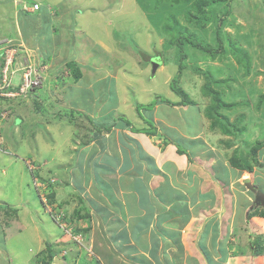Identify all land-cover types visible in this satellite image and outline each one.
Here are the masks:
<instances>
[{
  "label": "rangeland",
  "instance_id": "obj_1",
  "mask_svg": "<svg viewBox=\"0 0 264 264\" xmlns=\"http://www.w3.org/2000/svg\"><path fill=\"white\" fill-rule=\"evenodd\" d=\"M83 2L90 9L78 12L80 18L73 22L69 38L64 35L65 39H75L76 44L83 46L76 59L79 79L74 80L65 65L68 62L58 59L54 64V55L49 52L44 54L48 59L43 58V62L36 54L22 52L17 47H12L16 49L14 57L13 52L8 56L18 61L13 68L35 69L36 75L28 78L32 90L25 94L20 91L23 95L18 96L11 89L22 84V71L11 68L12 72L5 76L0 71L2 81L6 79L4 84L8 86H5L8 95L3 92L0 95L4 98L0 99V168H6L5 173L4 169L0 172V184L6 196L20 191L23 198L18 203L12 197L5 199V194L0 195V222L8 228L6 234L18 228L17 221L12 219L16 204L20 205L30 196L37 209L47 214L36 221L42 238L47 237L42 220L57 218L63 232L74 234L78 251L86 248V259L93 258V251L87 247L90 231L97 229L98 223L102 226L104 217L98 209L107 203L110 206L111 202V193L106 194L100 182L114 178L124 182L120 186H126L146 173L159 174L158 181H162L164 167L168 166L176 173L175 180L186 174L194 183L198 181L199 187L191 184L195 195L202 190L209 197V191L213 190L203 187L209 182L215 189L217 203H210L212 206L208 207L200 204L208 218L196 216V224L202 225L210 219L212 222L216 217V223L222 224V237L224 232L227 234L226 223L243 225L231 237L234 240L228 239L223 247L229 250V244L237 240L245 244L247 235H253L252 231L256 230L247 222L248 213L252 207L257 212L263 209L252 206L254 194L246 184L251 183L264 194V0ZM91 7L98 11H92ZM228 9L231 12L225 15ZM221 16L225 18L223 22ZM217 25L222 31L219 54L201 52L184 41L181 46L184 58L180 60L177 45L180 35L195 37L198 42L217 49ZM50 38L46 35L45 40L53 44ZM43 47L47 48V44ZM71 51L72 47L67 44L57 56L63 58ZM74 57L70 54L65 61L70 62ZM157 63L159 66L153 72V65ZM174 77L176 88L185 96V106L169 104L181 100L170 86ZM7 78H10L8 82ZM154 100V107L147 113L138 111ZM91 105L96 108L93 121L88 116ZM109 108L115 110L109 114ZM140 114L151 121L154 134L117 127L98 134L88 122L106 126L120 117L129 120L135 128L150 130ZM211 114L216 118L210 117ZM221 122L230 125V133L223 131ZM117 131L128 132L123 136L128 135L126 143L134 161L123 142H118ZM176 145L187 153L179 154ZM200 150L206 153L207 164L194 167L196 151ZM234 156L243 163V169L231 167ZM214 158L218 163H212ZM126 159L130 166L127 163L122 170ZM193 187H181V192L187 195L186 202L194 200L188 194ZM25 218L21 219L28 221ZM27 234L29 238L32 230ZM45 243L49 249L50 245ZM258 244H263L260 238ZM240 253L242 250L230 252L228 256L236 258ZM47 255L45 252L41 256ZM228 256L226 252L222 254L223 259ZM202 261L210 264L208 258ZM39 262L43 263L42 259Z\"/></svg>",
  "mask_w": 264,
  "mask_h": 264
},
{
  "label": "crops",
  "instance_id": "obj_2",
  "mask_svg": "<svg viewBox=\"0 0 264 264\" xmlns=\"http://www.w3.org/2000/svg\"><path fill=\"white\" fill-rule=\"evenodd\" d=\"M35 3L40 6L37 11L31 8ZM24 5L28 10L22 9ZM89 6L85 5L83 0H55L54 2L53 0H0V55L5 48H10L9 53H12L16 50L12 47H17L24 50L22 52L36 54L40 61H43V58L48 59L44 54L49 52L54 55V57L52 56L54 64H57L55 60L58 59L62 63H69L65 59L70 54L76 55L70 62H77L76 59L80 57L79 48L83 46L79 42L76 44L75 39H65L64 35L66 34L69 38L73 22L80 18L78 12L82 13L84 10L90 9ZM91 9L98 11L94 7ZM46 35L51 37L53 44L45 40ZM46 44L47 48H44L43 45ZM67 44L72 47L73 51L64 55L63 58L57 56ZM101 46L103 47V44ZM2 57L5 58L2 54L0 60ZM114 107L116 105L111 106V108ZM88 108L90 109L88 116L93 121L96 108L93 105ZM112 110L115 109L109 108V114ZM123 134H128V132H118V142H123L124 149L133 160L135 158L132 157L126 143L128 135L123 136ZM109 148L112 147L109 146ZM112 149L114 150V148ZM260 149L258 148V150ZM120 152L122 153L121 150ZM134 155L140 159L137 153ZM196 157L194 167L200 163V165L207 164L205 152L196 151ZM214 162L218 163L216 158L213 159L212 163ZM127 163L130 166V162L126 159L124 165L121 166L122 170L126 169L124 166ZM2 169L5 173V166L0 168V172ZM164 170L162 181H158L157 175L159 174L153 176L151 173H146L144 177H136L126 186H120L125 185L124 182L114 178L100 182L102 188L107 190L105 193H111V202L110 206L107 203L98 209L101 210L100 214L104 218L101 227L98 223L97 229L90 231L89 245L87 244L89 250L93 251V258L90 259H86L88 249L82 248L80 255L76 248L78 245H74V234L63 232L61 225L53 218H50L51 222L42 220L47 230V237L42 238L36 221L45 216L46 212H40L30 201L31 197L29 196L20 205L16 204V210L13 213L15 218L12 219L17 221V230H13L11 234L7 235L6 229L8 228L0 222V264H205L202 261L203 258H208L210 264H264V251L254 254L248 245L252 236H264V216H254L248 219L247 222L251 228L256 229L252 231L253 235H247L245 244L241 245L242 241L240 240L233 244L230 243L228 250L223 246H226L228 239L234 240L231 237H234L243 225H233L231 221L226 223L227 234L224 232L225 235L222 237V224L216 223V217L212 222L210 219L202 225L196 224L198 222L196 216L202 215L208 218L200 204L208 207L210 203H217L212 183L203 185L205 188L208 186V190L210 187L213 190L214 193L209 191V194L211 193L208 195L209 197H206L208 193H202V190L198 192V195H195L193 194L195 188L191 184H196L199 187L198 181L194 183L186 174L180 180H175L176 173L168 166L164 167ZM200 173L205 178L207 177L205 172L200 171ZM170 175H172L171 179ZM92 179L98 180L94 176ZM262 183H264V179ZM2 185L0 184V195L5 194V199L12 197L15 201H19L18 203L23 201L20 191L17 194L19 197L15 194L6 196L7 192H4ZM190 186L193 189L188 190V194L191 195L190 197L194 196L191 203L185 201L187 195L181 192V187L189 188ZM262 187L264 188V185ZM120 188H124L125 191L121 192ZM118 196L124 198V201H121ZM103 198L106 200L105 195ZM183 199L184 201H182ZM230 213H234L232 209ZM25 217H28V221L21 219ZM243 222L246 224L245 220ZM31 230L33 234L27 238V233ZM46 241L50 245L49 249L45 246ZM16 242H22V245ZM223 248L225 251L221 250ZM240 250L242 253L236 258L229 257L230 252ZM45 252H48V255L46 258H42L41 255ZM225 252L229 258L223 259L222 254ZM40 259L43 263L39 262Z\"/></svg>",
  "mask_w": 264,
  "mask_h": 264
},
{
  "label": "trees",
  "instance_id": "obj_3",
  "mask_svg": "<svg viewBox=\"0 0 264 264\" xmlns=\"http://www.w3.org/2000/svg\"><path fill=\"white\" fill-rule=\"evenodd\" d=\"M230 12H231L230 9L226 10L225 11V15L228 14V13H230ZM224 19L225 18L223 16L220 17V21L223 22ZM221 34H222L221 26L220 25H217V27L215 29V38H216L217 46H218L217 49L209 48L206 45V43H204V42H198L196 40L197 38H195V37H191V36H188L186 34L180 35L178 37V39H177V45L180 48V51H179L180 60H181V58H184V56L182 55L183 51L181 50L182 42H184V41L188 42L191 46L200 49L201 52H204V53L206 52V53H208L210 55H217V54H219L220 51H222ZM4 60H3V57H2V60H0V71L3 70L2 67H4ZM65 65H66V67L68 69L71 70V74H73L74 80L76 81L77 79H79V76H80V73H79L80 72L79 71L80 70V67H79V65L76 62H74V61L69 62V63H67ZM179 66H180V69H181L183 67V63L180 62L179 63ZM0 79H1V76H0ZM176 81H177V78L174 77L173 80L170 83V86H171V89L174 92V94L177 97H179V98L181 97V100H180V102H177V104H175V103H169V104L170 105H174V106H185L186 105V101L184 100V97L185 96H184V94H182L178 90V88H176V86H175ZM19 89H20V86L19 85H15V86H13V88L11 90L18 92ZM0 99H4V98L0 97ZM155 100H154V102H152V103H150L148 105H145V107H143V109L139 108L138 111L144 110L147 113L149 110H151L154 107ZM35 106H36L35 107V111L36 112L39 111V109L37 108L38 106L37 105H35ZM211 116H212V118H216V115H212L211 114L210 117ZM140 117L143 118V122L145 124H148L150 126V128H151L150 130H145V129H141V128H139V129L138 128H135V127H133L131 125V123H130L129 120H126V119L120 118V117L114 118V120H112V122L110 124H107L106 126H96L90 120H88V122H90V125L92 126L93 130H95V133H98V134L110 132L113 129V127L122 128V129L123 128H129V130H131L133 132H136V133H141V132L142 133L143 132L147 133V132H151V133L154 134L155 133V129H154V126L151 123V121L148 120V119H146V118H144L141 114H140ZM223 124L224 123L221 122L219 125L222 126ZM223 127H224L223 128L224 129L223 130L224 132L230 133V131H229L230 130L229 129L230 128V125H228V126L223 125ZM258 145H260V144H258ZM254 148L257 149V148H260V147H257V148L254 147ZM176 149H177V152L179 154L185 153V150H182L177 145H176ZM230 163H231V167L236 168L237 170L243 169V167H244L243 163L236 156H234V157L231 158ZM244 170H247V168L245 167ZM252 210H254V211H252ZM254 216L263 217L264 216V209H260L259 212H257V211H255V207H252L251 211L247 215V219H250L251 217H254ZM259 238H260V241H262L264 243V239L261 240V236L254 235V236L251 237V240L249 241V244H248L249 245V248L251 249L252 253H254V254L255 253L256 254H259V253H262L264 251V247H263L264 245L263 244H260V245L258 244ZM257 249H259V250H257Z\"/></svg>",
  "mask_w": 264,
  "mask_h": 264
},
{
  "label": "built area",
  "instance_id": "obj_4",
  "mask_svg": "<svg viewBox=\"0 0 264 264\" xmlns=\"http://www.w3.org/2000/svg\"><path fill=\"white\" fill-rule=\"evenodd\" d=\"M39 7L40 6L37 3H35V4H33L31 6L32 10H34V11H37L39 9ZM22 9L23 10H28L25 5L23 6ZM9 51H11V49L10 50L9 49L5 50L4 67H3V70H2V73H1L2 76H5V75L9 74L10 72H12L11 68H12L13 71H15L16 68H13V67L18 62V61H16V58L13 61L14 52L12 54L13 57L8 56L9 55ZM16 70H17L16 72L22 71V75H21L22 76V84L20 85V89L18 91V94H19L20 91L24 92V94H25L27 91H29V89L32 90V86H30V83H28V78H30L31 74L36 75V71H35V69H33V67H30V66H28L26 68L18 67ZM9 80H10V78L9 79L7 78V82ZM1 81H2V78H1ZM5 82H6V79H4L2 81L3 85L0 86V95H1L2 92L5 93L3 95H8V93L6 91V87H8V86L5 85L6 84ZM9 93H11V92H9ZM20 95H23V93H20L18 96H20Z\"/></svg>",
  "mask_w": 264,
  "mask_h": 264
},
{
  "label": "water",
  "instance_id": "obj_5",
  "mask_svg": "<svg viewBox=\"0 0 264 264\" xmlns=\"http://www.w3.org/2000/svg\"><path fill=\"white\" fill-rule=\"evenodd\" d=\"M158 66L159 63L153 65V72L155 69H157ZM246 186L248 187L249 191L254 194V206H261L264 208V194L249 182H247Z\"/></svg>",
  "mask_w": 264,
  "mask_h": 264
},
{
  "label": "clouds",
  "instance_id": "obj_6",
  "mask_svg": "<svg viewBox=\"0 0 264 264\" xmlns=\"http://www.w3.org/2000/svg\"><path fill=\"white\" fill-rule=\"evenodd\" d=\"M6 49H8V48H5V50H6ZM5 50L3 51V55H4V56H5ZM185 153H187L186 150H185ZM185 153H184V154H185ZM252 206H254V205H252ZM50 212H51V211H48L49 214H50ZM56 219H57V218H56ZM56 219H54V220L56 221ZM57 222H58V219H57Z\"/></svg>",
  "mask_w": 264,
  "mask_h": 264
}]
</instances>
